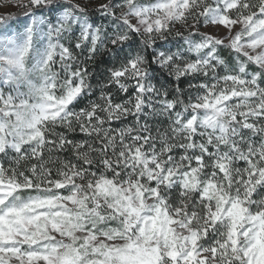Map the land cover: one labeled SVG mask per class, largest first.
<instances>
[{"label": "snow or ice", "instance_id": "obj_1", "mask_svg": "<svg viewBox=\"0 0 264 264\" xmlns=\"http://www.w3.org/2000/svg\"><path fill=\"white\" fill-rule=\"evenodd\" d=\"M13 2L0 264H264V0Z\"/></svg>", "mask_w": 264, "mask_h": 264}, {"label": "rangeland", "instance_id": "obj_2", "mask_svg": "<svg viewBox=\"0 0 264 264\" xmlns=\"http://www.w3.org/2000/svg\"><path fill=\"white\" fill-rule=\"evenodd\" d=\"M18 9L15 7L13 0H0V14L13 13L15 14Z\"/></svg>", "mask_w": 264, "mask_h": 264}, {"label": "trees", "instance_id": "obj_3", "mask_svg": "<svg viewBox=\"0 0 264 264\" xmlns=\"http://www.w3.org/2000/svg\"><path fill=\"white\" fill-rule=\"evenodd\" d=\"M89 67H90V70H93V66H92V65H90ZM102 69H103V65L97 67L95 70H96L97 72H99V71H102Z\"/></svg>", "mask_w": 264, "mask_h": 264}]
</instances>
